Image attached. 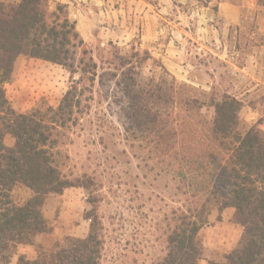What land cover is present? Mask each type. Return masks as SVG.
I'll list each match as a JSON object with an SVG mask.
<instances>
[{"label": "trees", "instance_id": "trees-1", "mask_svg": "<svg viewBox=\"0 0 264 264\" xmlns=\"http://www.w3.org/2000/svg\"><path fill=\"white\" fill-rule=\"evenodd\" d=\"M140 56L135 52L122 58L123 66ZM20 57L85 75L97 69L66 6L53 8L49 0H0V264H10L12 252L33 246L35 238L47 232L43 208L50 195L90 187L87 176L69 173L64 151L80 107V83L73 82L56 108L41 100L31 112L17 113L6 87ZM164 86L147 89L132 78L123 84L128 139L157 140L156 151L163 159L168 157L184 198L171 211L167 254L158 264H199L198 236L215 209H233L234 221L245 233L224 262L209 264H264V135L258 124L241 120L244 104L233 95L212 96L208 107L214 116L207 120L202 114L205 104L180 92L186 85L172 84L171 95L165 94ZM167 105L183 112L184 119L179 121L178 115L172 124L165 122ZM7 135L15 140L12 148L5 144ZM101 249L93 223L87 238L71 239L65 246L57 243L51 249L39 246L35 258L22 255L17 264H99Z\"/></svg>", "mask_w": 264, "mask_h": 264}, {"label": "rangeland", "instance_id": "rangeland-1", "mask_svg": "<svg viewBox=\"0 0 264 264\" xmlns=\"http://www.w3.org/2000/svg\"><path fill=\"white\" fill-rule=\"evenodd\" d=\"M143 1L158 19L161 39L152 45L160 49L142 48L139 38L128 45L113 41L86 44L97 64L96 73L90 75L27 58L18 61L17 77L25 76L28 83L24 98L17 93L23 90L21 87L10 90V102L17 113L31 112L41 100L56 108L73 82L80 83V107L67 132L64 151L69 156V173L87 176L90 187L50 195L43 208L47 232L39 234L33 246H19L12 252L10 264H17L22 255L35 258L39 246L51 249L57 243L65 246L71 239H85L93 223L102 246L99 264H158L166 256L167 237L173 227L170 214L184 198L169 169L168 157L163 159L156 151L157 140L128 139L124 81L132 78L147 89L164 84L168 95L172 84L186 85L185 91H179L186 99L204 103L202 114L211 120L214 109L208 107L210 98L235 94V86L242 84L234 65L245 62L251 40L244 30L252 33L256 25L247 23L241 36L229 41V51L237 47L240 53L235 54V60L228 54L230 62L226 63L206 41L208 34L219 29L217 21L205 17L207 7L212 14L217 13L218 0H210L208 5L206 0ZM135 52L141 56L123 66L121 59ZM166 109L165 122L172 124L178 115L179 121L184 119L183 112L170 105ZM244 115L240 113L241 120L247 123ZM256 124L264 125V114L256 118ZM5 144L12 148L14 138L7 135ZM19 196L25 195L20 192ZM234 215L233 209L211 213L209 224L198 236L202 250L199 264L224 262L241 245L245 230L235 223Z\"/></svg>", "mask_w": 264, "mask_h": 264}, {"label": "crops", "instance_id": "crops-1", "mask_svg": "<svg viewBox=\"0 0 264 264\" xmlns=\"http://www.w3.org/2000/svg\"><path fill=\"white\" fill-rule=\"evenodd\" d=\"M259 1L219 0L217 13L212 14L207 7L205 15L208 21H217L219 24V29L206 37L207 45L210 46L211 51L215 52L218 59L226 63L230 62V54L235 60V54L240 53L237 47L229 51V41L241 36L243 29H247L245 26L247 23L256 25V30L252 33L244 30V35L250 38L251 45L247 48L245 62L241 66L234 65L240 73L239 78L242 84L235 86V94H230L244 104H250L247 107L244 106L241 111L242 115L245 113V119L249 124H256V118L264 114V5L260 6ZM49 3L53 8L57 4L66 6L69 19L76 24L77 31L85 44L104 45L106 42L113 41L119 45H128L135 38H139L142 48L160 49L152 45L161 39L158 32V19L153 15L152 7L143 0H49ZM171 47L172 44H169V51ZM21 58L24 57L17 60L13 80L6 87L9 101L10 90L17 87L23 89L17 91L18 95L22 98L26 96L24 90L28 82L25 76L21 79L17 77L18 61ZM41 62L47 65L52 64ZM237 89L240 91L237 92ZM31 94L35 93L31 92ZM22 110L24 111L25 108ZM258 126L261 131H264V125Z\"/></svg>", "mask_w": 264, "mask_h": 264}]
</instances>
